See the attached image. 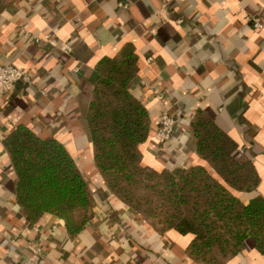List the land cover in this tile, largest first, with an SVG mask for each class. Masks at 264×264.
I'll return each mask as SVG.
<instances>
[{
  "label": "crops",
  "instance_id": "1",
  "mask_svg": "<svg viewBox=\"0 0 264 264\" xmlns=\"http://www.w3.org/2000/svg\"><path fill=\"white\" fill-rule=\"evenodd\" d=\"M125 44L138 68L129 89L150 120L142 163L157 170L203 164L189 129L202 112L258 174L255 192L236 194L264 198V0H0V65L30 76L14 86L0 118V264H18L32 246L43 250L40 264H197L185 251L190 235L158 233L107 190L92 160L84 114L95 67ZM162 113L175 126L158 144ZM18 125L62 143L91 189L93 219L73 238L54 216L30 227L20 213L2 146ZM225 264H264V253L247 238Z\"/></svg>",
  "mask_w": 264,
  "mask_h": 264
},
{
  "label": "trees",
  "instance_id": "2",
  "mask_svg": "<svg viewBox=\"0 0 264 264\" xmlns=\"http://www.w3.org/2000/svg\"><path fill=\"white\" fill-rule=\"evenodd\" d=\"M95 71L84 120L92 160L107 190L158 233L190 235L185 251L197 264H225L247 238L264 253V198L242 201L236 194L255 192L260 180L250 161L237 160L234 140L198 112L189 129L203 164L160 170L145 165L140 146L150 137V120L129 89L138 71L133 48L125 44L100 59ZM2 146L26 224L35 226L51 215L70 238L84 230L93 219L95 200L63 144L18 125L3 137Z\"/></svg>",
  "mask_w": 264,
  "mask_h": 264
},
{
  "label": "built area",
  "instance_id": "3",
  "mask_svg": "<svg viewBox=\"0 0 264 264\" xmlns=\"http://www.w3.org/2000/svg\"><path fill=\"white\" fill-rule=\"evenodd\" d=\"M254 29L260 27L257 17H248ZM48 36H46V39ZM37 41V39H35ZM29 74L20 67L13 64L0 65V118L3 115V107L8 101L14 85L18 82L29 80ZM175 119L167 113H162L157 120L154 139L158 144L168 141L174 132ZM43 250L38 246H32L23 260L18 264H40Z\"/></svg>",
  "mask_w": 264,
  "mask_h": 264
}]
</instances>
